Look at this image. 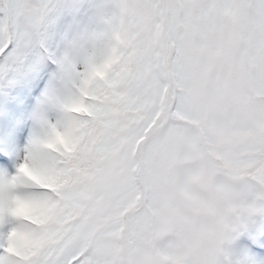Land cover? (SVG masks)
<instances>
[{
  "label": "snow or ice",
  "instance_id": "6c2138e0",
  "mask_svg": "<svg viewBox=\"0 0 264 264\" xmlns=\"http://www.w3.org/2000/svg\"><path fill=\"white\" fill-rule=\"evenodd\" d=\"M47 0H0V76ZM72 91L15 170L0 157V264H180L175 190L207 126L254 125L264 155V0H113L94 43L66 56ZM227 109V117L222 113ZM217 264H247L231 246ZM264 255V231L244 241Z\"/></svg>",
  "mask_w": 264,
  "mask_h": 264
},
{
  "label": "clouds",
  "instance_id": "9594fccd",
  "mask_svg": "<svg viewBox=\"0 0 264 264\" xmlns=\"http://www.w3.org/2000/svg\"><path fill=\"white\" fill-rule=\"evenodd\" d=\"M228 110L223 111L227 117ZM254 125L233 122L226 129L207 126L188 182L175 190V237L180 264H217L237 227L264 216V155L254 143Z\"/></svg>",
  "mask_w": 264,
  "mask_h": 264
},
{
  "label": "rangeland",
  "instance_id": "374dc122",
  "mask_svg": "<svg viewBox=\"0 0 264 264\" xmlns=\"http://www.w3.org/2000/svg\"><path fill=\"white\" fill-rule=\"evenodd\" d=\"M47 3L50 7L43 29L36 34L22 35L18 42V50L22 53L19 70L0 76V79H10L5 83L10 89L0 92V150L7 157L9 172L15 170L17 158L23 157L29 140L38 129V118L44 115L54 122L60 115L59 107L48 103L49 98L63 101L72 91L65 57L75 56L90 47L95 37L105 29L113 12L110 0H47ZM63 10L65 13L62 14ZM63 16L64 23L61 24ZM28 75L33 76L31 81L26 80ZM26 82L33 85L27 86ZM23 87L28 91L27 97L19 93ZM14 88L17 91H11ZM12 95L17 96L15 104L10 101ZM20 102L21 109L16 112L2 109L7 108V104ZM256 231H264V216L254 218L231 246L233 255L247 261V264H264V255L244 242L247 232Z\"/></svg>",
  "mask_w": 264,
  "mask_h": 264
},
{
  "label": "trees",
  "instance_id": "16d2710c",
  "mask_svg": "<svg viewBox=\"0 0 264 264\" xmlns=\"http://www.w3.org/2000/svg\"><path fill=\"white\" fill-rule=\"evenodd\" d=\"M110 2L112 3L111 4V9L113 10V0H110ZM62 13V12H61ZM62 18H65V16H63ZM41 42L43 43V39H41ZM28 56L30 55V53H26ZM33 67L34 66H32V68L31 69H33ZM31 69H28V70H31ZM32 75H28V77H26V80H28V81H31V79H32ZM6 80H10V79H7V78H2V79H0V92H4V91H7V90H9L10 89V87H7L6 86ZM27 84H29L28 82H26ZM30 85V84H29ZM5 87V88H4ZM11 91H13V92H15V91H17V88H14L13 90H11ZM12 92V93H13ZM24 92H21V94H23Z\"/></svg>",
  "mask_w": 264,
  "mask_h": 264
},
{
  "label": "bare ground",
  "instance_id": "6f19581e",
  "mask_svg": "<svg viewBox=\"0 0 264 264\" xmlns=\"http://www.w3.org/2000/svg\"><path fill=\"white\" fill-rule=\"evenodd\" d=\"M256 256H258V255H256Z\"/></svg>",
  "mask_w": 264,
  "mask_h": 264
}]
</instances>
